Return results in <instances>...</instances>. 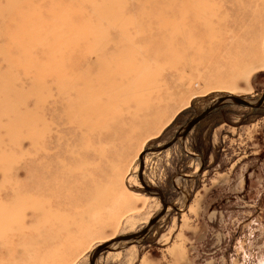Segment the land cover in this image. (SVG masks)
<instances>
[{"label": "rangeland", "instance_id": "rangeland-1", "mask_svg": "<svg viewBox=\"0 0 264 264\" xmlns=\"http://www.w3.org/2000/svg\"><path fill=\"white\" fill-rule=\"evenodd\" d=\"M263 90L264 0H0V264H90L162 208L138 152ZM141 162L167 210L95 264H264V101Z\"/></svg>", "mask_w": 264, "mask_h": 264}, {"label": "water", "instance_id": "water-1", "mask_svg": "<svg viewBox=\"0 0 264 264\" xmlns=\"http://www.w3.org/2000/svg\"><path fill=\"white\" fill-rule=\"evenodd\" d=\"M260 97L255 100V102H251L247 99L241 98V97H236L233 95H226V96H221L215 99L210 105H208L205 109L201 110L200 113L196 114L191 120L188 121L187 124L183 128H181L171 139L166 142L165 144L158 146V147H151V148H146L138 152V157H140V162H139V174H138V179L141 184V187L146 191L147 193L150 194H155L159 197L160 199V204L162 205L161 210L156 213V215L151 216V218L148 220L147 224L142 228L139 229V231L133 232V233H128V234H123L116 236L114 238H111L110 240L106 241L105 243L103 242L102 244H98V246L93 250L91 253V259H90V264H95L96 260L99 255V253L107 250L110 246V244L114 243H127L137 239H140L141 237H144V235L149 231V229L153 226V224L160 218L161 215H163L166 210H167V204L164 203V196L160 191L155 190L153 187H146L143 183V178H142V158L143 155L146 154L147 152H158V151H163L166 150L168 147H170L174 142L178 140V138L185 136L189 130L195 125V123L199 122L201 119H204L212 110H215L219 106L225 104V103H235L237 105H242L246 107H251V108H257L259 107L263 101H264V90L262 91Z\"/></svg>", "mask_w": 264, "mask_h": 264}, {"label": "bare ground", "instance_id": "bare-ground-1", "mask_svg": "<svg viewBox=\"0 0 264 264\" xmlns=\"http://www.w3.org/2000/svg\"><path fill=\"white\" fill-rule=\"evenodd\" d=\"M137 74V69L130 63H122L119 66L113 68L109 74L107 75L106 81L109 80L110 86L112 87L111 91H107V94H127V92L132 89L135 91L137 88L141 85V80L139 79ZM119 80V82H117ZM117 82V83H116ZM125 82V83H124ZM98 91H96L97 93ZM134 93H128V96H133ZM219 97V96H218ZM216 97V98H218ZM90 105L93 104L94 109L97 113H100V107L94 103L93 101L88 100L87 101ZM91 102V103H90ZM105 105L108 107L110 104H113L115 102L109 101L107 98L105 99ZM253 102V101H251ZM108 104V105H107ZM91 108V107H89ZM144 185L148 188L150 187L147 185L143 180ZM180 203L183 204L181 201ZM4 213V212H3ZM8 214V213H7ZM7 223V222H6ZM9 226V225H8ZM117 243L110 244V247L116 246Z\"/></svg>", "mask_w": 264, "mask_h": 264}]
</instances>
